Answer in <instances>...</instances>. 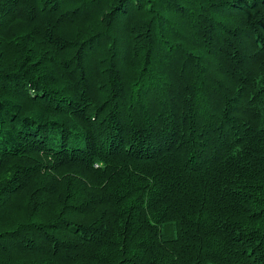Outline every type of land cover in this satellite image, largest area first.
Here are the masks:
<instances>
[{
	"label": "trees",
	"instance_id": "1",
	"mask_svg": "<svg viewBox=\"0 0 264 264\" xmlns=\"http://www.w3.org/2000/svg\"><path fill=\"white\" fill-rule=\"evenodd\" d=\"M0 264H264V0H0Z\"/></svg>",
	"mask_w": 264,
	"mask_h": 264
}]
</instances>
